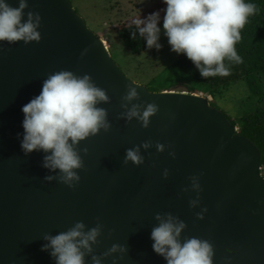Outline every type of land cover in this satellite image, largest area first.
I'll return each mask as SVG.
<instances>
[{
    "label": "water",
    "instance_id": "1",
    "mask_svg": "<svg viewBox=\"0 0 264 264\" xmlns=\"http://www.w3.org/2000/svg\"><path fill=\"white\" fill-rule=\"evenodd\" d=\"M27 2L25 13L40 14V41H0V264H55L51 249L41 250L48 243L45 234L67 231L77 221L85 231L103 225L85 264H93V256L101 264H166L150 239L160 222L157 213L185 222L182 242L209 241L212 264H264V177L254 142L206 96L179 87L150 91L129 79L70 0ZM8 3L17 6V0ZM59 70L90 75L110 98L97 105L107 111L108 131L75 146L83 167L76 170L80 180L74 188L45 181L55 173L42 167L44 153L25 155L20 147L21 107ZM129 86L139 95L125 102ZM124 103L139 104L141 111L155 103L158 111L144 128L136 118H123ZM144 141L152 145L140 148L144 162L125 164V150ZM193 175L199 191L191 186ZM190 200L199 202L190 206ZM113 244L123 250L109 253Z\"/></svg>",
    "mask_w": 264,
    "mask_h": 264
},
{
    "label": "clouds",
    "instance_id": "2",
    "mask_svg": "<svg viewBox=\"0 0 264 264\" xmlns=\"http://www.w3.org/2000/svg\"><path fill=\"white\" fill-rule=\"evenodd\" d=\"M162 2L166 6L162 28L159 26V11L143 18L139 15L126 24L131 29V39L142 38L147 48L158 50L162 47L159 40L163 29L170 50L178 55L184 54L204 79L229 76L231 65L243 62L236 45L241 40V30L248 18L257 11L254 4L246 3L245 0ZM27 7V0H17L15 7L8 0H0V41L9 44L40 41V14L33 11L25 13ZM104 43L109 49L105 40ZM175 87L181 88L174 85L166 89ZM187 89L194 94L206 96L209 103L213 100L208 92ZM138 95L136 87L129 86L122 100L131 102ZM109 99L106 91L92 82L90 75L77 76L72 71L59 70L49 74L42 82L40 93L21 107L23 134L20 147L25 155L33 150L44 153L42 167L55 173L46 175L45 181L57 180L69 188L76 186L80 180L76 170L83 167V161L75 146L101 129L108 131L110 123L107 111L97 105L107 103ZM121 107L126 109L121 114L123 118L127 121L136 118L144 128L149 126L150 117L158 111L155 103H148L142 111L139 104L128 107L124 103ZM236 127L239 132V126ZM151 146L150 141H144L139 146L126 149L124 163L131 161L135 165L142 164L144 157L140 154V148L148 149ZM155 146L157 151H163L165 147L159 142ZM81 151L86 153L87 149ZM163 175L167 177V169ZM190 179L192 188L199 191L198 177L193 175ZM198 202L190 200L189 204L195 206ZM197 216L203 218L201 213ZM164 217L156 214L155 218L160 222L152 228L150 239L153 241L152 249L164 258L166 264H212L213 246L209 241L191 237L182 242L180 237L186 227L185 222L171 213H165ZM85 227L82 221H77L67 231L54 236L45 234L44 239L48 243L43 244L41 250L51 249L50 256L55 259V264H85V254L91 253L92 245L98 243L103 225L97 222L87 231ZM117 250H123V246L113 244L109 253ZM92 259L93 264H101L100 258L93 256Z\"/></svg>",
    "mask_w": 264,
    "mask_h": 264
},
{
    "label": "rangeland",
    "instance_id": "3",
    "mask_svg": "<svg viewBox=\"0 0 264 264\" xmlns=\"http://www.w3.org/2000/svg\"><path fill=\"white\" fill-rule=\"evenodd\" d=\"M72 6L84 18L87 26L103 38L113 59L120 69L131 80L146 86L150 91H157L168 81L169 75H175L177 68L167 70L174 62L184 56L170 50L163 29L160 34V49L147 48L139 54H133L123 42L118 41L115 31L121 22L131 15L150 7L160 0H70ZM162 28V23L159 24ZM175 68V70H174ZM257 78L240 80L238 84L227 87L216 94L213 106L230 115L232 118L241 117L253 108L252 98ZM179 86L187 88L190 81L181 73L177 75ZM176 82V83H177ZM166 83L164 86L169 85ZM187 84V85H186ZM174 84L167 86L172 87ZM165 89V88H163ZM158 90V91H159Z\"/></svg>",
    "mask_w": 264,
    "mask_h": 264
},
{
    "label": "trees",
    "instance_id": "4",
    "mask_svg": "<svg viewBox=\"0 0 264 264\" xmlns=\"http://www.w3.org/2000/svg\"><path fill=\"white\" fill-rule=\"evenodd\" d=\"M245 2L254 4L257 11L248 18V22L241 30V40L236 45L237 52L242 57L243 62L231 65V74L229 76H216L204 79L200 76L198 70L195 69L192 62L184 55L166 68L167 70L173 69V67L177 69L175 70L174 68L175 75H169L168 81L160 89L169 88L167 86L172 84L179 85L182 83L180 80L177 82V75L181 73L190 81L187 85L190 90L208 92L213 96L214 100L216 94L231 85L238 84L240 80L257 78V83L254 85L255 95L251 99L253 108L241 117L232 118L230 115H226L232 124L239 126V133L248 137L258 147L261 153L262 168L260 172L264 177V0H245ZM165 7V4L160 0L143 11L131 15L126 21L121 22L115 30L119 38L118 41L123 42L133 54H139L144 51L146 49L145 41L142 38L131 39V29L127 28L126 24L139 15L143 18L156 11L160 12L161 21L159 24H161L165 14ZM168 82L171 83L164 86ZM213 100L210 101L211 105H213Z\"/></svg>",
    "mask_w": 264,
    "mask_h": 264
}]
</instances>
